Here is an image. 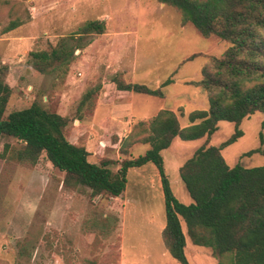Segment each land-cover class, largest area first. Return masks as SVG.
Wrapping results in <instances>:
<instances>
[{
	"label": "rangeland",
	"instance_id": "rangeland-1",
	"mask_svg": "<svg viewBox=\"0 0 264 264\" xmlns=\"http://www.w3.org/2000/svg\"><path fill=\"white\" fill-rule=\"evenodd\" d=\"M1 1L10 2L0 4V61L7 67L5 82L12 88L8 111L41 100L70 119L67 139L87 149L89 162L107 159L116 171L121 160L143 155L148 146L136 144L123 155L114 135H127L135 123L160 110L173 111L181 128L188 126L191 112L207 110L205 93L188 83L200 79L205 57L220 56L226 44L203 37L190 24L182 25L171 7L156 0ZM11 6L24 16L27 13L29 20L3 34ZM88 20L103 21L104 32L74 51L66 75H40L31 68V51L54 46ZM194 54L200 56L188 61ZM113 76L153 89L166 79L172 83L161 89L163 97L98 95L91 107L76 112L88 89ZM261 121L258 112L242 120V135L221 152L229 167L264 166ZM233 133V123L219 121L208 146H219ZM204 141L174 138L161 152L169 188L181 204L192 200L178 169ZM5 142L19 148L14 140H0V153ZM62 179L63 173L44 157L34 166L0 157V264H179L161 240L164 202L154 165L129 169L125 190L117 198L69 191L62 187ZM17 242L25 245L28 256L18 254ZM184 253L188 264H218L208 248L192 245L186 234Z\"/></svg>",
	"mask_w": 264,
	"mask_h": 264
},
{
	"label": "trees",
	"instance_id": "trees-1",
	"mask_svg": "<svg viewBox=\"0 0 264 264\" xmlns=\"http://www.w3.org/2000/svg\"><path fill=\"white\" fill-rule=\"evenodd\" d=\"M156 1L174 9L182 25L190 24L203 37H216L226 44L220 56L205 57L200 79L188 83L205 93L207 110L191 112L185 128L179 126L173 111L160 110L135 123L127 135H114L113 142L123 155L136 144L148 149L143 155L124 158L118 170L113 171L107 159L89 162L87 149L67 139L70 119L51 111L41 100L35 99L24 109L8 111L12 88L5 82L7 67L0 61V140L19 143V148H15L5 142L0 157L29 166L44 157L63 173L62 187L73 192L88 191L91 198L121 196L127 171L150 163L157 170L163 194L165 225L161 240L172 259L188 264L184 253L186 234L192 245L208 248L218 264H264V166L229 167L221 153L242 135L239 125L250 115L262 114L260 126L264 129V0ZM8 15L9 21L1 29L3 34L29 20L27 13L24 16L13 6ZM103 32V21L88 20L54 46L31 51L30 66L40 75L64 76L74 51L84 48L91 36ZM199 56L194 54L187 60ZM171 83V79H166L153 89L113 76L88 89L76 112L87 105L91 107L98 95L122 99L133 94L163 97L161 89ZM219 121L233 123L234 133L219 146H208ZM174 138L205 139L178 169L192 200L189 205L181 204L172 195L163 168L161 152ZM16 244L20 256L29 255L23 243Z\"/></svg>",
	"mask_w": 264,
	"mask_h": 264
}]
</instances>
